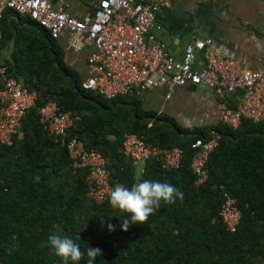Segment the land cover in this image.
<instances>
[{
	"label": "trees",
	"instance_id": "16d2710c",
	"mask_svg": "<svg viewBox=\"0 0 264 264\" xmlns=\"http://www.w3.org/2000/svg\"><path fill=\"white\" fill-rule=\"evenodd\" d=\"M2 29L0 69L39 96L14 144L0 143V264H63L48 244L52 232L70 235L82 251L99 247L95 264H264V122L183 128L144 110L137 92L108 99L84 90L85 72L71 64L62 40L29 18L8 11ZM51 100L75 118L70 138L105 158L112 186L160 180L175 185L183 199L162 201L145 222L122 230L120 221L130 214L112 208L109 199L91 203L87 170L74 168L65 144L40 123L39 108ZM214 133L219 146L207 163L208 180L198 186L191 146ZM126 134L181 148L180 168L167 170L156 161L135 167L123 153ZM226 194L242 215L234 233L220 215Z\"/></svg>",
	"mask_w": 264,
	"mask_h": 264
},
{
	"label": "built area",
	"instance_id": "2783aa9c",
	"mask_svg": "<svg viewBox=\"0 0 264 264\" xmlns=\"http://www.w3.org/2000/svg\"><path fill=\"white\" fill-rule=\"evenodd\" d=\"M170 6V0H92L90 11L77 18L67 11L68 6L57 7L51 0H0V40L2 21L6 12L11 11L29 18L54 39H66L67 51L77 56L87 53L82 62L86 68L84 90L112 99L164 85L170 89L205 86L224 102L222 124L238 129L243 120L264 122V70L247 68L242 61L225 56L210 39L195 42L188 46L183 60L175 59L153 30L159 11ZM196 50L204 52L205 65L199 70L193 68ZM0 74V143L12 146L39 95L10 77L6 67L0 69ZM237 91H242L243 96L231 108L225 100ZM38 113L48 134L67 147L74 168L87 170L91 203H105L114 187L111 172L100 152L88 150L83 141L68 135L75 124L72 113L61 110L53 100L40 107ZM219 139L214 133L212 137L196 139L191 146L195 152L191 168L198 186L208 180L207 163L219 146ZM123 153L139 169L150 161L161 163L167 170L179 169L184 157L179 147L154 146L135 134H126ZM220 215L229 232L238 230L242 215L236 199L226 194Z\"/></svg>",
	"mask_w": 264,
	"mask_h": 264
},
{
	"label": "crops",
	"instance_id": "0c3cea01",
	"mask_svg": "<svg viewBox=\"0 0 264 264\" xmlns=\"http://www.w3.org/2000/svg\"><path fill=\"white\" fill-rule=\"evenodd\" d=\"M57 7L82 18L90 11L92 0H51ZM157 16L154 33L163 41L169 53L183 60L188 46L197 41L212 40L225 56L236 58L247 68L264 70V0H170ZM65 48L68 42L62 40ZM67 51L71 64L86 72L84 58ZM83 62V63H82ZM205 65L204 52L194 51L193 68ZM144 110L164 116L183 128L214 127L221 123L223 100L205 86L164 85L138 94ZM243 96L237 91L226 98V104L235 108Z\"/></svg>",
	"mask_w": 264,
	"mask_h": 264
},
{
	"label": "clouds",
	"instance_id": "9594fccd",
	"mask_svg": "<svg viewBox=\"0 0 264 264\" xmlns=\"http://www.w3.org/2000/svg\"><path fill=\"white\" fill-rule=\"evenodd\" d=\"M183 192L170 182L143 179L134 183L130 188L116 184L109 193V203L114 209L122 210L130 215L120 221L122 230L127 231L130 224H141L154 214L161 202L175 203L176 199H183ZM110 231L113 225L108 224ZM48 244L63 264H79L86 256V264H95L96 258L102 254L99 247L87 246L82 251L80 244L70 235L52 232L48 236Z\"/></svg>",
	"mask_w": 264,
	"mask_h": 264
},
{
	"label": "rangeland",
	"instance_id": "374dc122",
	"mask_svg": "<svg viewBox=\"0 0 264 264\" xmlns=\"http://www.w3.org/2000/svg\"><path fill=\"white\" fill-rule=\"evenodd\" d=\"M23 18V17H22Z\"/></svg>",
	"mask_w": 264,
	"mask_h": 264
}]
</instances>
